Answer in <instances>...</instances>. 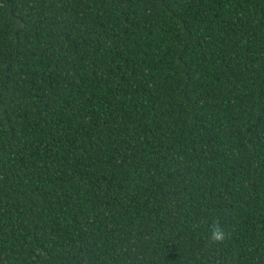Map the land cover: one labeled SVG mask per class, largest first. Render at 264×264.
<instances>
[{
    "label": "trees",
    "instance_id": "trees-1",
    "mask_svg": "<svg viewBox=\"0 0 264 264\" xmlns=\"http://www.w3.org/2000/svg\"><path fill=\"white\" fill-rule=\"evenodd\" d=\"M0 264H264V0H0Z\"/></svg>",
    "mask_w": 264,
    "mask_h": 264
},
{
    "label": "clouds",
    "instance_id": "clouds-1",
    "mask_svg": "<svg viewBox=\"0 0 264 264\" xmlns=\"http://www.w3.org/2000/svg\"><path fill=\"white\" fill-rule=\"evenodd\" d=\"M208 231L210 233L208 240L211 244L223 245L230 237L229 230L224 226L219 218L213 219L209 223Z\"/></svg>",
    "mask_w": 264,
    "mask_h": 264
}]
</instances>
